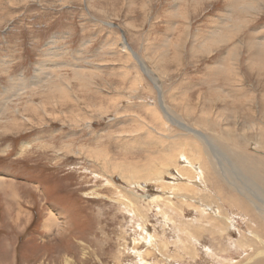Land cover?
Listing matches in <instances>:
<instances>
[{
  "label": "rangeland",
  "instance_id": "374dc122",
  "mask_svg": "<svg viewBox=\"0 0 264 264\" xmlns=\"http://www.w3.org/2000/svg\"><path fill=\"white\" fill-rule=\"evenodd\" d=\"M263 128L264 0H0V264L243 263L250 210L156 198L196 190L180 155L263 156Z\"/></svg>",
  "mask_w": 264,
  "mask_h": 264
},
{
  "label": "bare ground",
  "instance_id": "6f19581e",
  "mask_svg": "<svg viewBox=\"0 0 264 264\" xmlns=\"http://www.w3.org/2000/svg\"><path fill=\"white\" fill-rule=\"evenodd\" d=\"M242 5H244V4H242ZM184 9H186V8H184ZM222 32L220 30V33H222ZM225 33H226V31H225ZM217 36L219 38L218 33H217ZM224 36L221 34V37H224ZM216 37H215V39H216ZM212 38H214V37L212 36ZM207 39H209V38H207ZM224 39L225 38H223V40ZM223 40H222V42H223ZM211 43H214V40H212ZM124 48L128 51L130 49L126 42H124ZM134 55H136V54H134ZM140 63H141V61H140ZM48 79H50V78H48ZM49 81H52V80H49ZM46 82L47 81L45 80V83ZM52 82H51V84H52ZM54 82H55V80H54ZM54 82H53V84H54ZM195 132L197 133V131H195ZM263 132H264V130L261 132V135ZM199 134L201 135V133H199ZM228 135H230V133ZM262 138L263 137H261V139ZM225 140H226V138H225ZM227 140H228V138H227ZM234 145H236V144H234ZM262 145H264V144H261V146ZM229 149H232L231 153H232L233 157L228 158L229 161L227 162V165L224 162H222L220 159L219 160L216 159V160H214V162L211 161V164H210L208 169H205V163L207 162L205 160H203L202 163L198 162V166H196V165H193L192 161H189L188 158H186L184 155L178 156L180 159H183V161H186L188 164H190L193 169L196 168V170H195L196 174H194V176L193 175L190 176L191 182L196 187V190L191 188V187H189V189L183 187V189L187 192H185V193H183V192L174 193L176 198L179 200L178 201L179 204H178V202H177V204H173V198H171V194L169 196H164L163 199L162 198L159 199V197H157L156 198L157 202L162 203L163 201H165V202H167L166 203L167 206L160 207L157 205L156 206V208H157L156 215L161 216V218L170 219L172 216L179 217L181 215V212L184 213L187 211L186 209L188 207L191 210L195 207L197 208V206H198L197 212L201 213V214H204L208 210L210 211V210L214 209L215 210L214 216H216L218 218V220L224 221V225L226 224L227 227H229L230 222H233V221L231 220L230 216H227L229 213L228 212L223 213V211H227V209L229 211V210H232L233 207H237V209L239 211L243 210V211H245L246 214H249V210H250L251 211V214H249L250 218L252 220L254 219V220L258 221L260 224L263 225L264 224V207L262 206L263 202L260 201L261 202L260 203L258 201V199L257 200L255 199V197L252 198V196H250L251 195L250 193H249L250 194L249 195L248 193H245V191H243L244 187L246 185L245 183H241V185L239 184L240 185L239 186L237 183L234 182L235 177L233 175V173H234L233 167L236 166V168H238V170H239V173L241 172V174L243 176L249 178L248 180H251L254 183V185H256L255 189L258 188V190H263V192H264V155L262 156L259 154L258 159H257L256 158L257 156L255 157L254 156L255 154L254 155L250 154L246 148L241 149L239 147L236 150L233 147H231ZM262 151H263V149H262ZM202 168H204V170ZM227 174H229V175H227ZM230 175H231V177H229ZM182 178L186 179L185 177H182ZM1 186H2V184H1ZM201 186L204 188L203 190H205V191H203L202 193H199V192L196 193L197 191L202 190ZM12 193L14 196H17L15 191ZM215 197H217L218 199L217 200L211 199V198H215ZM262 201H263V199H262ZM157 202H155V204H157ZM262 209H263V211H261ZM149 210H150V207L147 204L146 211L144 212V215H146L147 217H148ZM57 228H58V226H57ZM143 234H147V233H143ZM148 235L150 237H152L150 233ZM254 235H256L257 238L260 239V241L263 245H262V247H258L255 250H252V252L249 254L248 258L241 264H264V236L261 235L260 233L259 234L255 233ZM150 237L148 238L147 243L148 242L150 243V240H151ZM142 239L144 240V238H142ZM134 241H136V240H134ZM140 242H142V241H140ZM153 246H154V244H153ZM158 250H159V248H158ZM149 252H151V251H149ZM149 252H147V253H149ZM160 255L163 256V254H160ZM139 256H140V260L141 259L144 260L145 257H143L144 255H142V253ZM143 263L147 264L144 261H143Z\"/></svg>",
  "mask_w": 264,
  "mask_h": 264
}]
</instances>
